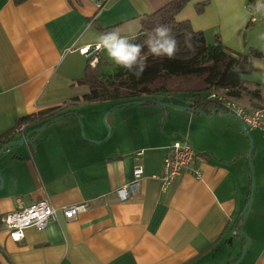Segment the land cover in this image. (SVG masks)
Masks as SVG:
<instances>
[{
  "label": "crops",
  "instance_id": "1",
  "mask_svg": "<svg viewBox=\"0 0 264 264\" xmlns=\"http://www.w3.org/2000/svg\"><path fill=\"white\" fill-rule=\"evenodd\" d=\"M170 1L110 0L98 11L91 0H0V148L1 138L24 116L45 118L26 121L23 132L69 110L81 114L75 105L86 101L85 92L71 96V88L83 87L77 79L88 59L79 48L99 43L114 31L127 40L135 37L141 18ZM201 2L207 3L199 11ZM246 2L190 0L178 19L189 20L210 43L220 38L235 53L246 54L253 47L264 54V4L251 11ZM253 65L243 78L261 85L264 93V56L254 57ZM156 99L175 108L143 103V130L138 127L134 134L143 139L134 147L139 140L123 135L120 114L114 110L110 143L93 142L107 134L92 130L97 122L86 124L84 138L76 117L66 114L33 135V145L12 147L1 155L0 264H233L245 243L237 229L249 236L239 264H264L262 131L250 132L256 191L245 220L235 229L251 188L250 141L240 121L217 112L193 124L196 114L181 109L191 107L189 98L164 94ZM237 101L248 108L264 104L246 96ZM56 107L60 109L53 110ZM110 107H100L97 119ZM135 118L142 115L137 111ZM20 134L15 131L13 139ZM180 140L197 152L194 164L201 177L186 168L163 190L160 175L167 147ZM139 149L145 151L140 188L121 200L116 191L133 180ZM45 198L59 219L43 227L28 226L21 241L11 239L3 215ZM84 201L89 209L67 221L61 207Z\"/></svg>",
  "mask_w": 264,
  "mask_h": 264
},
{
  "label": "trees",
  "instance_id": "2",
  "mask_svg": "<svg viewBox=\"0 0 264 264\" xmlns=\"http://www.w3.org/2000/svg\"><path fill=\"white\" fill-rule=\"evenodd\" d=\"M24 1L15 0L16 3ZM189 1L172 0L141 18L137 35L128 39L130 44L141 46L140 59L144 61L145 71L139 79L115 62L109 63L101 54L94 66L88 58L83 75L77 79L79 84L88 88L82 95L83 99L88 102L109 99L131 102L147 97L149 99L146 102H152L151 99L160 95L183 94L190 99L191 108L195 109L193 113L196 114L197 121L193 124L208 119L198 110H203L208 115L214 110L229 112L221 101L211 97L212 93L222 94L234 101L246 96L251 100L264 102L261 85H252L243 78V75L255 69L253 58L262 57L264 54L253 47L246 54L235 53L220 38H216L213 43L208 42L204 33L195 30L189 20L178 19L179 13ZM258 1L264 4V0H247V9L252 11ZM206 3L201 2L198 10L202 11ZM253 15L251 12V18ZM161 26L168 28L169 35L177 42V51L172 58L154 56L146 43L150 36L155 35L154 30ZM183 81L189 82L185 85L181 83ZM57 109L60 107L53 108ZM67 112L62 115L73 113L71 110ZM38 117L27 115L20 118L16 126L1 138V142L4 144L12 140L18 127L26 121L34 122Z\"/></svg>",
  "mask_w": 264,
  "mask_h": 264
},
{
  "label": "built area",
  "instance_id": "3",
  "mask_svg": "<svg viewBox=\"0 0 264 264\" xmlns=\"http://www.w3.org/2000/svg\"><path fill=\"white\" fill-rule=\"evenodd\" d=\"M97 10L104 9L110 0H91ZM262 7V3L258 1L252 10L256 11ZM97 44L86 45L79 48V52L90 59V64L95 65L98 61V55L103 49L97 48ZM211 97L217 98L223 103L231 114L243 121L250 128H257L262 131L264 136V106L248 108L237 101L226 98L222 94L212 93ZM25 125L17 128V132H23ZM144 149L135 151V156L139 163L134 168V178L128 183L117 189V195L121 200H126L135 194L140 188V180L144 173L143 164L140 158L144 155ZM196 151L187 140L175 141L167 147L166 155L163 159L161 180L163 190H166L184 169L190 168L196 178L201 177L199 167L194 164ZM90 207L89 202H80L61 207V212L67 221L76 219L78 215L86 212ZM57 209L48 199H41L28 207H20L16 210L9 211L3 215L1 221L8 230L11 239L21 241L25 237V229L28 226L36 225L38 227L45 226L51 220H58Z\"/></svg>",
  "mask_w": 264,
  "mask_h": 264
},
{
  "label": "rangeland",
  "instance_id": "4",
  "mask_svg": "<svg viewBox=\"0 0 264 264\" xmlns=\"http://www.w3.org/2000/svg\"><path fill=\"white\" fill-rule=\"evenodd\" d=\"M103 57L109 61V63H113L114 61L112 59H110V57L108 56V53L105 49V51H103ZM189 81H183L181 82L182 84L187 85ZM88 90L87 86L83 85V87H76V88H71V96L74 95H80L84 92H86ZM143 100V99H142ZM117 99H109V100H105V101H99V102H88V101H82L81 104H77L75 105V107L78 109V111L81 113H77L83 123L84 126V133L85 135L87 134L86 132V124L91 120V123H95L93 124L92 130L96 133L99 132L101 129L105 132L107 131V134H105L103 137H101V139L98 140H94V142L97 141H103L104 143H110L111 140H105V137H107L109 131L107 126L105 125V123H107L109 125V127L112 128L111 125V121L113 119L112 116V112H119V117H120V123H121V128L123 129V135L126 136L127 138H131V140H139V142L133 144V147L138 145L141 141V139H143V135H141L140 137H137L136 134V129L138 127H140L143 130V104H131V105H123L120 106L124 103H122L121 101L118 103ZM103 105H110L112 107H110L109 109H107L104 113L103 116L101 117V119H97L96 115L99 114V109L100 107H103ZM139 112V114L142 115V118H135V113ZM108 113V114H107ZM107 114V115H106ZM153 113L148 112V116H151ZM83 115V116H82ZM105 116V117H104ZM221 117V116H220ZM107 118V119H106ZM224 118V117H223ZM79 125H80V121L79 119L76 117ZM109 119V120H108ZM106 120V121H105ZM219 120V116L214 118L215 122H218ZM144 126L148 127L146 124V119H144ZM201 129H204L205 131H209L210 130V126H205L204 124H199ZM133 129V130H131ZM255 129L257 128H250L249 129V134L250 132L254 133L257 132ZM250 136L253 138L252 134H250ZM87 137V135H86ZM90 140V139H89ZM130 144V143H129ZM132 143L129 145L131 146ZM248 234V233H247Z\"/></svg>",
  "mask_w": 264,
  "mask_h": 264
},
{
  "label": "clouds",
  "instance_id": "5",
  "mask_svg": "<svg viewBox=\"0 0 264 264\" xmlns=\"http://www.w3.org/2000/svg\"><path fill=\"white\" fill-rule=\"evenodd\" d=\"M258 7H261L258 5ZM155 35L146 41L150 52L157 57L167 56L172 58L177 51V42L169 35V29L158 27ZM106 49L108 56L117 65L122 66L139 79L145 71V64L141 55V46L133 45L126 38L120 37L117 32L108 33L100 37L97 48Z\"/></svg>",
  "mask_w": 264,
  "mask_h": 264
},
{
  "label": "water",
  "instance_id": "6",
  "mask_svg": "<svg viewBox=\"0 0 264 264\" xmlns=\"http://www.w3.org/2000/svg\"><path fill=\"white\" fill-rule=\"evenodd\" d=\"M151 101L156 103V104H159V105H163V106H166V107H172V108L174 107L175 108V106H173V105H171V104H169L167 102H161V101H159L157 99H151ZM145 102H146V100H136V101H132V102H125L124 104H122L120 106L131 105V104H143ZM181 109L188 110V111H191V112L195 111V109H193L191 107H182ZM198 111L200 113H202L203 115H205L206 117H208V118H212L215 115V113L221 112V110L220 111L219 110H214L211 113V115H208L203 110H198ZM228 114L233 115L231 113H227L225 115H228ZM68 115H73V116H75V117H77L79 119L80 127H81V134H82V136L84 138H86V135L84 133V126H83V123H82L79 115L76 112L70 113ZM63 116H66V115H60V116L53 117L52 119L47 121L44 125L39 126V127H35V128H31L28 131L22 132L17 139H12V140L4 143L1 146V148H0V157L6 150H9L12 147L22 146V145H28V146L33 145L34 144L33 138H32L33 135L44 131L48 127L49 124L53 123L56 120L61 119ZM239 121H240V124H241V128H242L243 134L250 141V147H249V150H248V160H249V166H250V172H251V188H250V196H249L248 202L246 203L245 207L243 208L242 212L239 214V216L237 218L235 229H236V226H237V224L239 223V221L241 219L245 220V216H246L247 210H248L249 207H251V205L253 203L254 196H255V191H256V172H255L254 162H253V159H252V151L255 148V145H254L253 138L249 134V127L243 121H241V120H239ZM105 125L107 126L109 133H108L107 137H105L104 141L107 140L112 134V128L109 127V125L107 123H105ZM101 142L102 141H97L96 143H101ZM3 186H4V179H3L2 173L0 171V190L3 188ZM236 234L237 235L242 234L244 236V238H245V243H244V247H243V250H242V253H241L240 257L233 264H239L244 259L245 255H246V252L248 250V245H249V236H248L247 232L244 229H237Z\"/></svg>",
  "mask_w": 264,
  "mask_h": 264
}]
</instances>
